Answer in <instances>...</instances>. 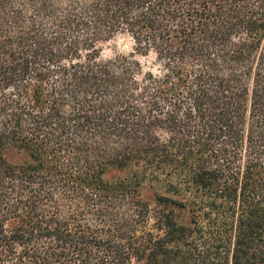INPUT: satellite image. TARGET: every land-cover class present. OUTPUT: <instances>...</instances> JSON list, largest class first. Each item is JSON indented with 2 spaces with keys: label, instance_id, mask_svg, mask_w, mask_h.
I'll use <instances>...</instances> for the list:
<instances>
[{
  "label": "trees",
  "instance_id": "1",
  "mask_svg": "<svg viewBox=\"0 0 264 264\" xmlns=\"http://www.w3.org/2000/svg\"><path fill=\"white\" fill-rule=\"evenodd\" d=\"M0 264H264V0H0Z\"/></svg>",
  "mask_w": 264,
  "mask_h": 264
},
{
  "label": "rangeland",
  "instance_id": "2",
  "mask_svg": "<svg viewBox=\"0 0 264 264\" xmlns=\"http://www.w3.org/2000/svg\"><path fill=\"white\" fill-rule=\"evenodd\" d=\"M132 50V42L130 39L119 36L104 47V56L111 57L116 54H127ZM121 175V172L117 173Z\"/></svg>",
  "mask_w": 264,
  "mask_h": 264
}]
</instances>
